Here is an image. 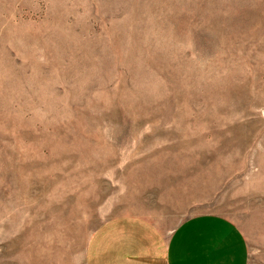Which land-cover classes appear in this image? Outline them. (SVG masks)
<instances>
[{
    "label": "rangeland",
    "instance_id": "374dc122",
    "mask_svg": "<svg viewBox=\"0 0 264 264\" xmlns=\"http://www.w3.org/2000/svg\"><path fill=\"white\" fill-rule=\"evenodd\" d=\"M199 214L264 228V0H0V264Z\"/></svg>",
    "mask_w": 264,
    "mask_h": 264
},
{
    "label": "crops",
    "instance_id": "0c3cea01",
    "mask_svg": "<svg viewBox=\"0 0 264 264\" xmlns=\"http://www.w3.org/2000/svg\"><path fill=\"white\" fill-rule=\"evenodd\" d=\"M85 264H264V228H242L218 214L195 215L170 229L117 216L94 230Z\"/></svg>",
    "mask_w": 264,
    "mask_h": 264
}]
</instances>
